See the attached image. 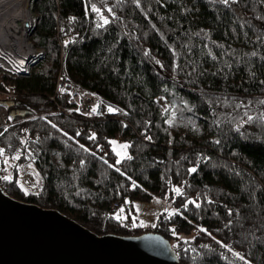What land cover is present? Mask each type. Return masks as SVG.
<instances>
[{
	"label": "trees",
	"instance_id": "16d2710c",
	"mask_svg": "<svg viewBox=\"0 0 264 264\" xmlns=\"http://www.w3.org/2000/svg\"><path fill=\"white\" fill-rule=\"evenodd\" d=\"M31 1L43 55L28 74L0 68V105L16 120L47 114L0 134L5 194L135 236L148 230L133 201L168 193L177 211L150 231L180 264H264V0ZM60 69L120 112L53 113L67 105ZM112 137L128 142L120 163ZM31 165L33 189L20 178Z\"/></svg>",
	"mask_w": 264,
	"mask_h": 264
},
{
	"label": "water",
	"instance_id": "95a60500",
	"mask_svg": "<svg viewBox=\"0 0 264 264\" xmlns=\"http://www.w3.org/2000/svg\"><path fill=\"white\" fill-rule=\"evenodd\" d=\"M32 58L29 67L35 60L31 61ZM13 73L28 74L29 70ZM0 264H180V261L170 241L161 234L148 231L135 236L98 235L58 210L16 200L0 188Z\"/></svg>",
	"mask_w": 264,
	"mask_h": 264
},
{
	"label": "bare ground",
	"instance_id": "6f19581e",
	"mask_svg": "<svg viewBox=\"0 0 264 264\" xmlns=\"http://www.w3.org/2000/svg\"><path fill=\"white\" fill-rule=\"evenodd\" d=\"M27 7L25 1L0 0V66L25 70L29 68L34 51H38L27 40L28 30L33 23ZM81 96L88 101L86 95Z\"/></svg>",
	"mask_w": 264,
	"mask_h": 264
},
{
	"label": "rangeland",
	"instance_id": "374dc122",
	"mask_svg": "<svg viewBox=\"0 0 264 264\" xmlns=\"http://www.w3.org/2000/svg\"><path fill=\"white\" fill-rule=\"evenodd\" d=\"M31 2H32L31 0H30V2L28 0L27 9H29L30 16L33 19L32 26H34V23L36 22V17H35V15L33 13ZM29 35L30 34L27 35L28 43H30V46H33L32 43L28 39ZM34 49L38 50V51H34L35 52V55H34L35 57L32 58L31 61H33L37 57H40V56L43 55V50L42 49H36L35 47H34ZM1 69H4V68L1 67ZM4 70H6V69H4ZM6 71H8V70H6ZM4 95L8 96L9 98H15V95H13L11 93H7V94L5 93ZM161 100H164V98L162 97ZM56 110H57V108H56ZM1 113L4 115V119L6 120V122L8 124H11L10 121H7L8 120L7 118H8L9 115L6 114V111H5L4 107L1 108ZM38 115H40V113H37V114H34V115H30V116H27V117H21L20 119L27 118V120H28V119H31L30 117L38 116ZM20 119H17V120H20ZM6 128H8V127L1 128L0 129V134ZM183 129H184V126H180V130H183ZM188 131L192 135L196 134V132H194V129L192 127H190V126H188ZM110 143H111V147H112L113 151L116 154L117 160H121L122 158H125V157H127L129 155L128 142L126 140H122V139H118V138L112 137V138H110ZM124 145H127V147H123ZM117 153H119V155H117ZM25 171H27V174H25V172H24V174L20 175V178H23V180L26 177L32 179L31 175L35 177V180L38 178L37 172L35 171V169H34V167L32 165L29 166L28 168H26ZM29 174H31V175H29ZM177 189L178 188L175 187L174 188V192H177ZM176 211H177V208L172 203V200L169 198V194L165 193L164 195H154L152 197V199L150 201H148V202H142V201L134 200L133 201V213H130V214H131V217L133 218L134 225H138V226L146 228L148 231H150L154 227L153 225H156L157 218H158V216L160 214H162V213L172 214V213H174ZM114 215L115 216H121V217L124 218V217L127 216V212L124 211L123 209H118V210H115ZM193 233H194V231H191L189 234H178V235L180 237H183V238H186V237L191 238L193 236Z\"/></svg>",
	"mask_w": 264,
	"mask_h": 264
},
{
	"label": "built area",
	"instance_id": "2783aa9c",
	"mask_svg": "<svg viewBox=\"0 0 264 264\" xmlns=\"http://www.w3.org/2000/svg\"><path fill=\"white\" fill-rule=\"evenodd\" d=\"M18 1L28 2V0H18ZM1 67H3L4 69L8 70L11 73L15 71L14 69H10L5 66H0V68ZM26 69L29 70L30 67ZM54 92L55 94L65 96L67 100V105L64 107H57V110L53 113H59L68 116L72 114H76L81 117L91 119L94 117H99L103 113H107L109 115H116L120 112L118 106H116L111 102L105 101L98 93L88 90L82 87L81 85L75 83L74 81H72L68 77V75H66L63 69H60L56 76ZM81 95L83 96L86 95L88 101L86 102V100ZM1 108L2 107L0 105V129L4 127H10L15 123L27 120V118L15 120L14 116H8L7 121L11 122V124H8L4 119V115L1 113ZM110 108L112 109V111H109ZM93 109H95V111H93ZM46 114L47 113H40V115L38 116H43ZM34 117L37 116H32L30 118H34ZM23 183L25 184V186H27L30 189L35 188V183L30 178L27 177L24 178ZM112 207L114 209H120L122 206L119 202H114L112 204Z\"/></svg>",
	"mask_w": 264,
	"mask_h": 264
},
{
	"label": "snow or ice",
	"instance_id": "6c2138e0",
	"mask_svg": "<svg viewBox=\"0 0 264 264\" xmlns=\"http://www.w3.org/2000/svg\"><path fill=\"white\" fill-rule=\"evenodd\" d=\"M225 2H227V0H225ZM94 10H95V11H99L98 9H95V8H94ZM103 23H104V24H107V23H108V20H107V19H104V20H103ZM98 26H99V25H98ZM21 63H23V62H21ZM93 111H95V109H93ZM109 111H112V109L110 108ZM249 119H251V117H250ZM53 127H55V125H53ZM90 138H91V137H90ZM113 143H114V142H113ZM81 147H83V146H81ZM123 147H127V145H124ZM2 151H3V150H0V152H2ZM117 155H119V153H117ZM116 163H120V161L117 160ZM117 171H119V169H117ZM189 171H190V172H195L196 169H195V168H192V169H190ZM4 179H5V180H8V179H10V177H7V176H6V177H4ZM178 191H179V190L177 189V192H178ZM197 206H198V205H197ZM116 219L119 220V219H122V217H121V216H116ZM153 226H155V225H153ZM237 255H238V254H237ZM241 259H243V257H241Z\"/></svg>",
	"mask_w": 264,
	"mask_h": 264
}]
</instances>
